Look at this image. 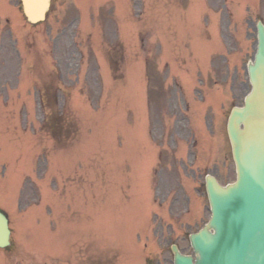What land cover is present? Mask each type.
<instances>
[{
    "label": "rangeland",
    "instance_id": "1",
    "mask_svg": "<svg viewBox=\"0 0 264 264\" xmlns=\"http://www.w3.org/2000/svg\"><path fill=\"white\" fill-rule=\"evenodd\" d=\"M224 1L206 12L204 0H51L49 20L65 15L53 30L65 47V149L50 142L48 182L35 167L26 175L19 152L38 148L41 113L18 143L13 112L0 109V209L15 241L0 264H172L170 244L191 254L188 235L209 215L204 176L234 180L225 124L249 90L259 19L243 15L252 1ZM225 5L235 9L229 28ZM113 58L123 82L108 75Z\"/></svg>",
    "mask_w": 264,
    "mask_h": 264
},
{
    "label": "water",
    "instance_id": "2",
    "mask_svg": "<svg viewBox=\"0 0 264 264\" xmlns=\"http://www.w3.org/2000/svg\"><path fill=\"white\" fill-rule=\"evenodd\" d=\"M49 0H22L28 21L43 20ZM251 91L227 123L236 181L220 186L207 176L211 219L190 236L194 253L173 248L174 264H264V28L257 25V48L248 63ZM7 220L0 213V247L8 245Z\"/></svg>",
    "mask_w": 264,
    "mask_h": 264
},
{
    "label": "flooded vegetation",
    "instance_id": "3",
    "mask_svg": "<svg viewBox=\"0 0 264 264\" xmlns=\"http://www.w3.org/2000/svg\"><path fill=\"white\" fill-rule=\"evenodd\" d=\"M7 6L10 7L9 4ZM259 6H252L253 12L264 14V0H260ZM14 18V14L0 11V99L4 101L2 105L6 106L9 96H12L13 105L19 109L28 125V111L34 106V91L39 96L37 106L43 111L49 109L50 96L60 91L63 42L59 34L48 37L46 64L39 63V58L34 57L32 29L26 32H21L23 28L16 29Z\"/></svg>",
    "mask_w": 264,
    "mask_h": 264
}]
</instances>
